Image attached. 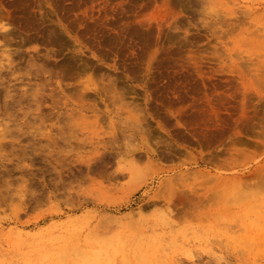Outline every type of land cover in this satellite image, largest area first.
<instances>
[{"label": "rangeland", "instance_id": "1", "mask_svg": "<svg viewBox=\"0 0 264 264\" xmlns=\"http://www.w3.org/2000/svg\"><path fill=\"white\" fill-rule=\"evenodd\" d=\"M5 1L0 264H264V0H120L131 61Z\"/></svg>", "mask_w": 264, "mask_h": 264}, {"label": "bare ground", "instance_id": "2", "mask_svg": "<svg viewBox=\"0 0 264 264\" xmlns=\"http://www.w3.org/2000/svg\"><path fill=\"white\" fill-rule=\"evenodd\" d=\"M50 1L54 2V4L57 5L56 8L59 10L61 16L68 19L71 24L76 25L77 27L88 29L91 32V34L96 38L103 36H107L108 38H110V43H111L110 50L112 51V53L118 54L119 56L120 55L123 56L125 60H129V61L137 60L139 56L142 55L141 53L143 52V46L146 45L148 46L150 44L157 45L160 43L161 35L163 32L160 25H158L157 23L152 24V23L144 22L143 20L139 19L137 14L134 15L133 23L131 22L129 24L127 22H124L123 19L124 15L122 14L121 11H119L118 8L120 5V0H50ZM86 2H89V4H91L89 9H87L86 11L82 9L83 11L79 12L78 6L84 5ZM14 3L15 0H6L4 6L6 5L7 7H12ZM140 31H143L145 33V34L142 33L143 34L142 38H140L139 36ZM200 83L202 85L205 84L204 80L202 79ZM104 91L105 90H103V92ZM109 92L110 93H108V91L106 90L104 94L106 95V93H108L114 95L112 91ZM2 133H0V137L2 136L3 138L5 132L3 133V135Z\"/></svg>", "mask_w": 264, "mask_h": 264}]
</instances>
